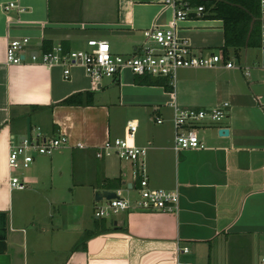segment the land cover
I'll list each match as a JSON object with an SVG mask.
<instances>
[{
	"label": "crops",
	"instance_id": "obj_1",
	"mask_svg": "<svg viewBox=\"0 0 264 264\" xmlns=\"http://www.w3.org/2000/svg\"><path fill=\"white\" fill-rule=\"evenodd\" d=\"M10 2L18 7L5 10ZM172 16L159 0H0V264H182L178 246H187L184 254L197 262L205 254L200 264H234L232 249L239 264H260L255 253L264 251V66L258 47L226 51L223 20H184L179 35L195 52L219 53L223 62L180 68L172 90L139 83L129 70L104 76L95 86L83 66H73L65 79L63 66L31 58L43 52L45 41L69 51L87 48L90 38L107 40L114 53L134 54L144 30L167 27ZM23 38H29L24 61L8 64L9 42ZM228 61L235 66L226 67ZM87 92L92 97L81 96L80 105L61 103ZM225 102L226 118L198 127L206 148L174 150V104L212 108ZM130 120L138 122L136 143L148 147L150 185L178 188L179 211L86 219L84 200H95L107 179L121 178L130 167L114 156H96L106 140L126 136ZM36 125L46 135H67L69 142L38 156L20 172L28 187L12 189L11 138L19 142ZM221 127L230 133L219 135ZM29 195L37 198V209H27ZM52 206V226L40 218L37 228L33 217L30 233L20 212ZM45 243L51 248L40 249Z\"/></svg>",
	"mask_w": 264,
	"mask_h": 264
},
{
	"label": "built area",
	"instance_id": "obj_2",
	"mask_svg": "<svg viewBox=\"0 0 264 264\" xmlns=\"http://www.w3.org/2000/svg\"><path fill=\"white\" fill-rule=\"evenodd\" d=\"M173 11L172 19L167 27L153 26L144 30L145 41L141 47H136L134 54H118L112 51L110 43L105 39L90 38L87 48L66 51L58 44L48 52L32 54L33 60H39L49 66H63L64 78L71 75L73 66H83L92 83L97 86L104 76L121 74L125 70L135 75H150L151 77H167L174 82L180 68L215 67L223 62L219 53L202 54L194 51L190 42L179 35L178 25L190 18H200L204 15V6H196L191 0H159ZM18 7L15 2L4 6L5 10ZM261 35L259 51L263 57L264 66V0L259 1ZM29 43V38L14 39L8 44L6 62L8 64L22 63L23 53ZM226 67H234L232 61L225 63ZM173 81V82H172ZM225 102L212 108H197L173 105L174 140L176 151L204 149L197 128L209 122H219L226 118ZM157 122H163L157 118ZM138 122L130 120L127 123V134L124 137L110 138L96 152L98 158L115 156L129 164V169L121 172L124 185L139 192V197L132 200L123 197L118 190V198L106 200L95 207V217L109 218L122 211H146L158 213H177L179 211V189L155 188L150 185L147 168L148 147L138 145L135 141ZM34 134L23 136L19 142L13 136L10 142L8 165L11 171L9 183L12 189L28 187L17 173L29 168L37 156H50L58 149L66 146L69 138L65 134L46 135L41 128L33 129ZM78 146L82 147L81 144ZM105 202V203H103ZM178 251L189 252L187 246H178ZM186 264H192L188 262ZM264 264V256L260 260Z\"/></svg>",
	"mask_w": 264,
	"mask_h": 264
},
{
	"label": "trees",
	"instance_id": "obj_3",
	"mask_svg": "<svg viewBox=\"0 0 264 264\" xmlns=\"http://www.w3.org/2000/svg\"><path fill=\"white\" fill-rule=\"evenodd\" d=\"M196 6H204V15L210 18L223 20L225 45L224 50L230 47L240 48L243 46L259 47L261 35L260 21V0H191ZM53 48L48 41L43 42V52H48ZM137 82L142 84H159L168 90H172L173 86L167 77H151L150 75H142ZM92 93H75L64 99L61 103L67 105H80L84 103L81 98L83 95ZM117 183L113 180H106L104 183L107 189H117L122 184V178H116ZM93 234L89 232L88 235ZM79 247L78 245L76 248Z\"/></svg>",
	"mask_w": 264,
	"mask_h": 264
},
{
	"label": "rangeland",
	"instance_id": "obj_4",
	"mask_svg": "<svg viewBox=\"0 0 264 264\" xmlns=\"http://www.w3.org/2000/svg\"><path fill=\"white\" fill-rule=\"evenodd\" d=\"M35 127H37V125ZM197 132H198V136L200 138V130L198 128H197ZM31 133L34 134V131H32ZM200 141H202L201 138H200ZM41 156H45V155H41ZM113 158H117V157L114 156ZM120 162L123 163V165L127 164L125 161H121L120 160ZM123 171H126V170H123ZM20 172L21 171L19 170L17 175H20ZM158 180L159 179H157V181ZM113 183H115V184L117 183V179L116 178H113ZM156 186L157 187H155V188H158V186L163 187L162 185H156ZM117 187H118L117 188L118 192L123 197H128V198H131L132 200L138 199L139 192L137 190L130 189V188L126 187L124 184L118 185ZM163 188H165V186ZM169 189H171V188H169ZM28 199H29V201H28L27 209H32V210L37 209L38 206H33V204H32V201L36 200L37 198H35L33 195H29ZM76 201H77L76 202L77 206H78V204H82L83 203V202L82 203L79 202V200H76ZM84 201H88L85 207L84 206L81 207V208H84L83 214L85 215L86 219H91V218L95 219L96 218L95 217V213H94L95 207L100 205L102 202H98L96 200L89 201L88 198L86 200H84ZM103 203H105V202H103ZM55 206H58V204L55 205ZM45 208L46 209L44 210V207H42L39 213H32L30 211H27V213L20 212V215H22V217H23V222L28 224L31 227V228H29L30 233L33 232L32 229H34L33 228V221H31V219L33 217H36V220L34 219V221H35L34 223L37 224V228L41 227V224H40L41 222L39 221L40 218H46V220H48V223H50V226H52V224L54 223V218L51 217L50 214L52 215L53 210L56 209L57 207L53 208V206H52V207H45ZM49 210H52V211H49ZM19 211L20 210H18V212ZM112 217L113 218L117 217V214H116V216L113 215V216L109 217V219H107V220H109V221L112 220L113 219ZM37 230H39V229H37ZM189 243H190L189 245L191 246V248L194 247V248L197 249V246L195 247V245L193 243H191V242H189ZM184 244H187V243L184 242V241L181 242V245H184ZM47 248H51V247L49 246V244L45 243V244H43L41 246L40 249L46 250ZM32 251H33V244L30 242V252L32 253ZM192 252H193V250H192ZM228 254L231 255V260H232V262L234 264H239L240 259L237 256L239 253L237 254L236 250H234V249L229 250ZM240 254L243 255L244 253H240ZM204 255L201 258V260H199V262H197L194 255L181 253L180 254V261H181L182 264H185V262H188V261L192 262V264L204 263L206 261V256L204 257ZM255 256L261 260V258L264 256V251L263 250L259 251L257 249V251L255 253ZM34 262H36V261H34Z\"/></svg>",
	"mask_w": 264,
	"mask_h": 264
},
{
	"label": "water",
	"instance_id": "obj_5",
	"mask_svg": "<svg viewBox=\"0 0 264 264\" xmlns=\"http://www.w3.org/2000/svg\"><path fill=\"white\" fill-rule=\"evenodd\" d=\"M24 57L25 56H23V58ZM218 133L221 136H227L230 133V130L227 127H221V128H219ZM179 193H180V200H181V191L180 190H179ZM118 197H119V195L117 194V192L115 190L105 189V190H96L95 191V200L96 201H102L104 198L106 200H110V199L118 198ZM179 205H180V201H179Z\"/></svg>",
	"mask_w": 264,
	"mask_h": 264
}]
</instances>
